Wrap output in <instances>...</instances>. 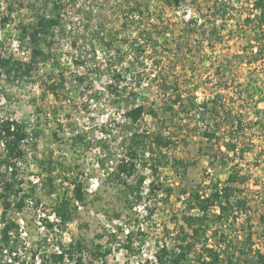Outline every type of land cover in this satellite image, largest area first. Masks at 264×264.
Wrapping results in <instances>:
<instances>
[{
    "label": "rangeland",
    "instance_id": "374dc122",
    "mask_svg": "<svg viewBox=\"0 0 264 264\" xmlns=\"http://www.w3.org/2000/svg\"><path fill=\"white\" fill-rule=\"evenodd\" d=\"M232 3L230 13L217 12L214 16L211 8L215 0H185L180 7L166 6L159 0H78L66 12L69 17L65 32H58L55 58L31 76L4 74L0 78L1 115L23 120L29 130L28 155L20 177L30 195L23 212H11L20 219L24 231L16 246L6 245L0 253L1 264H54L50 254L78 240L83 247L77 253H83L84 264H159L157 245L171 248L175 244L184 225L182 214L191 211L188 204L193 193L206 195L212 186L222 188L234 167L250 177L239 192L250 208L239 222L215 219L213 225L232 235L236 247L253 232L254 247L263 249L264 59L252 61V47L264 49V27L246 19L250 0ZM5 5L1 3L0 16ZM137 5L143 13H127ZM29 16L17 12L0 29L1 55L20 61L29 59L27 45L20 44L18 28L20 19ZM193 16L202 17L209 31L217 19L220 33L212 42L206 37L200 43L198 40L204 36L200 30L180 38L186 35L185 22ZM149 27L163 46H158L155 54L160 66H153L150 59L130 65L133 54L123 39L136 37ZM99 28L120 31L112 48L99 39ZM193 28L191 25L186 32ZM179 42L184 50L177 54ZM146 46L150 44L146 42ZM77 59L84 62L78 63ZM123 60L130 67L128 73L131 70L124 83L131 87L133 75L146 73L148 79L139 88L138 101L158 112V116L145 114L139 128L162 131L174 142L162 148L169 162L165 159L168 163L160 165L158 173L151 168L156 156L146 154L138 160L135 174L122 183L111 172L126 155L125 107L123 102L114 103L106 83L112 69H123ZM160 69V76L149 79ZM61 75L65 76V84L59 94L44 89L50 79L59 81ZM77 75L84 76V80ZM178 91L184 97L190 95L197 105L221 95L220 104L216 111L195 108L179 112L178 105L173 106L174 110L165 108L173 105ZM240 119L243 126H239ZM228 143H236V147L230 148ZM176 157L189 163L185 172L183 168L178 172L170 163ZM154 180L159 188L150 193ZM78 183L83 184L86 199L74 200V220L62 230L53 207L59 198L74 199ZM140 183L141 195L146 199L131 207L135 194L128 186ZM182 194H186L185 199ZM2 211L0 199V221ZM212 213L217 215L214 210ZM48 223H54V227ZM97 244L103 245L102 251H110L105 258L91 253ZM201 245L196 243L183 264H196ZM66 264L76 262L69 259Z\"/></svg>",
    "mask_w": 264,
    "mask_h": 264
},
{
    "label": "trees",
    "instance_id": "16d2710c",
    "mask_svg": "<svg viewBox=\"0 0 264 264\" xmlns=\"http://www.w3.org/2000/svg\"><path fill=\"white\" fill-rule=\"evenodd\" d=\"M159 1L169 7H180L185 0ZM250 1L252 7L248 10L246 19L264 27V0ZM77 2L78 0H0V6L1 3L6 4L0 16V29L7 26L17 12L30 13L29 17L20 19L18 23L21 33L20 44L21 46L27 45L29 59L20 61L0 54V78L4 74L6 76H11L12 74L16 76L23 74L31 76L41 68L42 64H47L52 58L54 59V43L58 32L61 30L65 32L67 27L65 21L69 16L66 12H68L70 7H75ZM215 3L211 8L214 16L218 14L217 12H223L224 15L226 12L230 13L229 9L233 4L232 0H215ZM136 10L143 13L141 5L139 7L138 5L131 7L127 13L131 14ZM214 21L217 22V19ZM215 22L209 31V27L205 28L207 26L202 17H190L185 22L186 27L183 29V33L185 32L186 35L180 38L184 36L191 37L192 33L200 30L204 36L198 41L201 43L207 37L212 42L213 37L220 33V26ZM191 25H194V28L188 29V32H186V28ZM117 32L113 28H99L97 35L100 36L99 39L107 47L111 46L112 48L118 38ZM141 36H144L142 37V42L139 41ZM156 38L152 27L140 31L136 37L129 38L126 36L123 40L133 54V60L129 64H144L147 59H150L153 66H160L161 62L155 54L159 50L158 46H163ZM146 42L150 44V47L146 46ZM180 43L177 44V51L179 50L178 52L176 51L177 54L184 50ZM252 50V61L264 59V49L262 47H259L257 51ZM77 62L83 63L84 61L77 59ZM124 62L123 60V69H112L110 81L106 83V91L111 96H114V103L123 102L125 107V119L127 120L126 155L117 162L111 172L115 179L117 178L122 183L126 182V178L135 174L138 160L142 156L144 158L146 154L156 156V158L153 157L155 163H152L151 168H153L155 173H158L159 166L169 162L167 155L162 153V148L169 147L174 142L172 137L165 135L162 131L149 132L139 128V122L144 118L145 114L158 116V112L151 105L138 101L140 97L139 88H142L145 80L148 79L145 76L146 73L138 72L137 75H133L134 85L129 87L124 81L126 74H130L131 70L128 73L127 69L130 67L127 64L125 65ZM161 72L162 69L153 78L149 77V79L153 80L155 77L160 76ZM61 76L59 81L50 79L44 89L59 94L60 88L65 84V76ZM77 77L80 81L84 80L82 75H77ZM165 84H167V79ZM168 86L173 87V85ZM220 96L217 95L212 99L207 98L200 105H197L196 101L190 99V95L184 97L183 92L178 91L172 99L173 105L167 104L165 108L174 110L173 106L178 105L179 112H191L195 108L200 109V111H216L217 106L220 104ZM238 123L239 126H243L242 119ZM79 138L83 140V135L79 134ZM28 139L29 130L23 120L12 116L4 117L0 113V199L3 207L0 221V253L6 249V245L16 246L24 231L20 219L11 212L13 211L16 214L23 212L30 196L28 191L24 189L25 181L23 177H20L22 163L28 155ZM1 147H3V150ZM228 147L235 148L236 143H228ZM157 152L160 153L161 157L157 156ZM262 155H264V149L262 150ZM170 163L178 172H180L181 168L185 172L189 165L187 161L177 157ZM249 179L250 177L247 173H242V169L234 167V170L225 179L222 188L218 189L216 185L215 187L212 186L210 192L206 195L200 194L199 191L194 192L188 204V209L191 210L190 213L182 214L184 225L181 226L175 239V244L171 248L166 244L157 245L155 252L157 262L159 264H183L196 243L199 242L202 247L196 256V264H264V247L263 249L254 247L253 232L247 234L246 241L242 243L243 245L236 247L234 245L235 238L232 235L220 230L217 225H213L215 219H219L220 222L229 220L232 223L237 222L239 214H236V211L242 210L247 213L250 208L248 200L239 192L243 191L240 187L241 184H244ZM141 185L142 183L135 187L132 185L128 186L129 192L135 194L134 200L130 201L131 207L146 199L141 195ZM83 188V184H77L74 190V199L67 197L57 199L53 210L57 218V224L62 230H66L74 220V213L77 209L74 200L84 201L86 199ZM158 188L155 180L150 183V193L156 192ZM214 206H219L220 208V212L217 215L212 213ZM144 207L147 208V205ZM213 216L216 218H213ZM48 226L53 228L54 223H48ZM250 227H252L251 224ZM186 228H189L190 231ZM210 239H213V243H210ZM125 246L130 247L129 244ZM82 247L80 240L75 243L71 242L68 247L61 249L59 252L51 253L50 260L54 264H66V260L69 259L75 260L76 264H84L83 253H77V251L82 252ZM253 247L256 249L253 250ZM102 248L103 245L97 244L91 253L97 258H105L110 251H102Z\"/></svg>",
    "mask_w": 264,
    "mask_h": 264
},
{
    "label": "built area",
    "instance_id": "2783aa9c",
    "mask_svg": "<svg viewBox=\"0 0 264 264\" xmlns=\"http://www.w3.org/2000/svg\"><path fill=\"white\" fill-rule=\"evenodd\" d=\"M251 7H252V3H251V1H250V8H251ZM252 48L254 49V51H257L259 47L256 45V46H253ZM208 171H209L210 173L213 172L211 167H208ZM181 197H182V199H185L186 194H182ZM213 210L216 211L217 213L220 212V208H219V206H214V207H213ZM236 214H239V216H238V218H237V219H238L237 222H239L240 217L243 215V211H242V210H240V211H236ZM225 222H226V221H225ZM228 222H231V221L229 220ZM238 224H240V223H238ZM43 227H45V225H43ZM239 237L242 238V235L239 234ZM211 242H212V239H210V243H211ZM60 250H61V249H59L58 252H59Z\"/></svg>",
    "mask_w": 264,
    "mask_h": 264
}]
</instances>
